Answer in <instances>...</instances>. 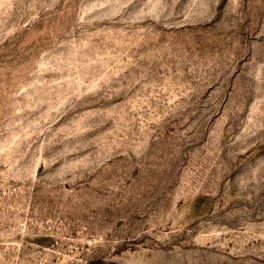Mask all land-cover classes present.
I'll list each match as a JSON object with an SVG mask.
<instances>
[{
    "label": "rangeland",
    "instance_id": "obj_1",
    "mask_svg": "<svg viewBox=\"0 0 264 264\" xmlns=\"http://www.w3.org/2000/svg\"><path fill=\"white\" fill-rule=\"evenodd\" d=\"M0 264H264V0H0Z\"/></svg>",
    "mask_w": 264,
    "mask_h": 264
}]
</instances>
